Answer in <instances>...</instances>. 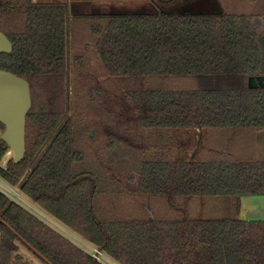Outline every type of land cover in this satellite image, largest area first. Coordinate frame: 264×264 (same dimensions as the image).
Here are the masks:
<instances>
[{
  "label": "trees",
  "instance_id": "16d2710c",
  "mask_svg": "<svg viewBox=\"0 0 264 264\" xmlns=\"http://www.w3.org/2000/svg\"><path fill=\"white\" fill-rule=\"evenodd\" d=\"M219 1L244 11L0 0V69L32 96L25 156L0 175L118 264H264V221L235 207L264 196L247 146L264 130V88L248 85L264 76V0ZM0 216L51 264H101L1 191ZM7 225L0 264H37L22 249L48 264Z\"/></svg>",
  "mask_w": 264,
  "mask_h": 264
},
{
  "label": "water",
  "instance_id": "95a60500",
  "mask_svg": "<svg viewBox=\"0 0 264 264\" xmlns=\"http://www.w3.org/2000/svg\"><path fill=\"white\" fill-rule=\"evenodd\" d=\"M107 14V13H104ZM13 49L9 38L0 30V53H10ZM250 88H264V76H251L248 80ZM32 106L31 87L27 79L7 70L0 69V122L4 125L1 139L13 151L14 162H20L26 152V121ZM93 131L91 132V134ZM261 199L260 196H254ZM250 199L251 197H244ZM242 220H248L242 218ZM0 222L7 223L0 216ZM15 234L18 233L7 225ZM21 240L38 256L51 264L41 253L32 247L23 237Z\"/></svg>",
  "mask_w": 264,
  "mask_h": 264
},
{
  "label": "rangeland",
  "instance_id": "374dc122",
  "mask_svg": "<svg viewBox=\"0 0 264 264\" xmlns=\"http://www.w3.org/2000/svg\"><path fill=\"white\" fill-rule=\"evenodd\" d=\"M35 1L36 2H47L50 0H35ZM52 1H64V0H52ZM88 1L101 2V1H112V0H88ZM114 1L117 2V6H95V5L94 6H70L71 15L76 14V13H80V14H85V13H89V14L91 13H156L159 11H165L168 13H217V12L222 11L223 9L226 11H230V12L244 11V10H241L242 9L241 6H237L236 4H234L235 6L233 5L232 6H229V5L222 6L219 0H114ZM258 20L259 19H257V21ZM92 131H93L92 134H94V130ZM262 134L264 133H261V135ZM258 138H261V137L259 136ZM252 157L264 159V156H260L259 152H256V151L253 152ZM15 188L16 190H19L18 187H15ZM23 196L25 197V195ZM25 198L29 201L28 204L35 212H37L39 215L43 216L44 218H48V221L54 224L52 226L53 227L55 226V223H56L55 218H53L52 216H51L52 219L49 218L48 217L49 215L43 212L42 209H40V207L36 203L28 199L27 196ZM239 204H240V199H236L235 207H236L237 212L239 211ZM224 208L225 207H223V209ZM149 212H151L152 214L151 209H149ZM51 223L49 224L51 225ZM70 232H72L74 235L78 236L79 238H82L81 236L75 234L73 231H70ZM71 238L73 240H76L74 236ZM74 242L76 244L78 242L79 244V239H77ZM22 251L26 256L32 258L34 262H36L37 264H43L38 258H36L34 255H31L26 250L22 249Z\"/></svg>",
  "mask_w": 264,
  "mask_h": 264
},
{
  "label": "built area",
  "instance_id": "2783aa9c",
  "mask_svg": "<svg viewBox=\"0 0 264 264\" xmlns=\"http://www.w3.org/2000/svg\"><path fill=\"white\" fill-rule=\"evenodd\" d=\"M2 137V133L0 131V139ZM13 151L11 149H9L4 157L2 158V160H0V166L1 167H6V164L8 162L9 159L13 158ZM0 191L4 194H6L9 198H11L12 200H14L15 202L19 203L21 206H23L24 208L28 209L29 211H31L32 213L36 214L37 216H39L40 218H42L44 221H46L47 223H51L48 221V218H44L43 216L39 215L37 212H35L30 205L28 204V200L23 196L24 194L20 191V190H16V188L14 186H12L11 184H9L6 180L3 179V177L0 175ZM28 198V197H27ZM30 199V198H28ZM31 200V199H30ZM41 209V208H40ZM43 211V210H42ZM45 212V211H43ZM46 213V212H45ZM48 214V213H46ZM49 215V214H48ZM47 215V216H48ZM49 218L52 219V217L49 215ZM55 226L54 228H56L57 230H59L60 232H62L63 234L67 235L68 237H75L76 240L79 239V244L77 242V244L83 249L85 250L87 253H89L95 260H97L98 262H100L101 264H118L113 258H111L104 250H102L101 248L93 245L92 243L79 238L78 236L74 235L72 232H70V230L68 228H66L63 224H61L60 222H58L57 220H55ZM58 224V225H56ZM54 225L53 223H51V226ZM68 233V234H67ZM69 234L71 236H69ZM72 239V238H71ZM73 240V239H72ZM74 240V241H76Z\"/></svg>",
  "mask_w": 264,
  "mask_h": 264
},
{
  "label": "crops",
  "instance_id": "0c3cea01",
  "mask_svg": "<svg viewBox=\"0 0 264 264\" xmlns=\"http://www.w3.org/2000/svg\"><path fill=\"white\" fill-rule=\"evenodd\" d=\"M52 1V0H50ZM69 6H117V2L112 1H88V0H68ZM259 133V134H258ZM264 130L257 132L253 139L247 144L253 156V152H259L260 156H264ZM261 138H258V137ZM255 149V150H254ZM253 151V152H252ZM262 152V153H261ZM264 160L262 158H257ZM244 197H251L250 199H245ZM261 199H256L254 196H243L240 198L238 216L241 219L247 218L246 221H264V196H260Z\"/></svg>",
  "mask_w": 264,
  "mask_h": 264
},
{
  "label": "flooded vegetation",
  "instance_id": "af4514ba",
  "mask_svg": "<svg viewBox=\"0 0 264 264\" xmlns=\"http://www.w3.org/2000/svg\"><path fill=\"white\" fill-rule=\"evenodd\" d=\"M155 3H156V1H155Z\"/></svg>",
  "mask_w": 264,
  "mask_h": 264
}]
</instances>
